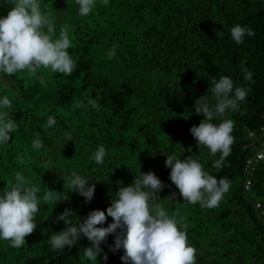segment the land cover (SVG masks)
Listing matches in <instances>:
<instances>
[{
  "label": "trees",
  "instance_id": "obj_1",
  "mask_svg": "<svg viewBox=\"0 0 264 264\" xmlns=\"http://www.w3.org/2000/svg\"><path fill=\"white\" fill-rule=\"evenodd\" d=\"M40 3L57 30L69 28L76 68L70 76L40 68L0 80V94L13 100L11 115L19 125L0 149V189L19 170L41 193L54 190L60 200L41 206L37 228L22 247L0 241V264H88L84 247L92 242L87 237L64 250L50 247V236L67 227L57 218L65 209L72 210L74 223L93 210L107 212L118 182L131 184L140 171L162 180L157 199L196 248V264H264V159L251 190L244 188L245 162L257 142L249 132L260 137L264 127V0H97L86 17L78 14L75 0ZM10 7L9 0H0V14L7 15ZM236 24L254 32L240 45L231 39ZM113 44L117 55L109 58ZM244 69L253 73L250 81L244 80ZM223 75L249 92L240 108L227 114L235 121L234 143L217 169L212 162L219 153L213 157L201 149L190 129L203 119L194 112V101L207 94L215 103L210 81ZM88 97L98 98V111L83 107ZM49 115L57 124L45 131ZM65 131L74 140L66 141ZM37 134L43 147L33 149ZM100 144L108 152L104 165L89 159ZM165 153L198 157L211 174L227 178L230 188L219 206L185 202L170 180ZM73 172L93 177L90 202L65 187L61 174ZM111 222L109 216L97 226ZM115 235L101 243L96 264H125L124 250L111 248Z\"/></svg>",
  "mask_w": 264,
  "mask_h": 264
},
{
  "label": "clouds",
  "instance_id": "obj_2",
  "mask_svg": "<svg viewBox=\"0 0 264 264\" xmlns=\"http://www.w3.org/2000/svg\"><path fill=\"white\" fill-rule=\"evenodd\" d=\"M75 2L81 17L91 14L97 6V0ZM108 2L104 0L105 4ZM9 3L11 7L7 15L0 14V80L21 72L35 74L40 68L70 76L76 68V61L69 53L72 47L69 28L62 26L57 30L50 18L51 13L40 0H9ZM230 33L237 45L254 35L250 27L241 24L232 26ZM107 55L109 58L117 55L115 44L107 50ZM252 76L250 70L244 69V80L250 81ZM41 83H44L43 79ZM208 92L215 97V103L209 102L207 94L194 101V112L203 119L190 131L201 149H207L213 157L219 153L218 159L212 162V166L218 169L231 154L234 143L235 121L226 118L227 114L240 108L249 90L237 85L231 76L223 75L210 81ZM83 107L98 111L101 105L98 98L88 97ZM12 111L13 100L7 94H0V149L9 145L11 134H15L19 127ZM56 124V118L49 115L42 127L47 131ZM63 135L66 141L74 140L71 132L65 131ZM42 147L43 140L37 134L32 140V148ZM107 154L105 145L100 144L90 153L89 159L96 165H104ZM165 154L166 166L171 169L170 180L185 202L198 203L201 208L208 209L219 206L230 188L227 178L211 174L198 157ZM61 175L65 187L71 192H79L86 202L93 199L96 185L89 184L93 177L79 172ZM118 184L107 212L93 210L83 222L80 219L74 223L72 210L65 209L57 219L64 221L67 227L50 236V247L64 250L87 237L92 246L84 247L83 254L88 264H96L102 252L101 243L109 234L115 233L111 248L113 251L124 250L121 259L125 264H196V248L189 243L180 222L170 216L157 199L164 187L162 180L152 171H140L131 184ZM58 200V192L41 193L36 184L30 183L25 174L17 170L7 186L0 189V241H8L13 248L22 247L26 236L37 228L36 215L41 206ZM109 216L112 222L108 226H97L103 225ZM103 259L107 260V255Z\"/></svg>",
  "mask_w": 264,
  "mask_h": 264
},
{
  "label": "built area",
  "instance_id": "obj_3",
  "mask_svg": "<svg viewBox=\"0 0 264 264\" xmlns=\"http://www.w3.org/2000/svg\"><path fill=\"white\" fill-rule=\"evenodd\" d=\"M249 137L252 139H257L256 145L258 149L253 155L247 158L244 167L245 182L244 188L246 192H249L253 186V177L260 162L264 159V127L262 128V134L258 137L254 132H249ZM256 208L261 209V204L256 203Z\"/></svg>",
  "mask_w": 264,
  "mask_h": 264
},
{
  "label": "rangeland",
  "instance_id": "obj_4",
  "mask_svg": "<svg viewBox=\"0 0 264 264\" xmlns=\"http://www.w3.org/2000/svg\"><path fill=\"white\" fill-rule=\"evenodd\" d=\"M251 149H252V151H256L258 149V146L254 145Z\"/></svg>",
  "mask_w": 264,
  "mask_h": 264
}]
</instances>
